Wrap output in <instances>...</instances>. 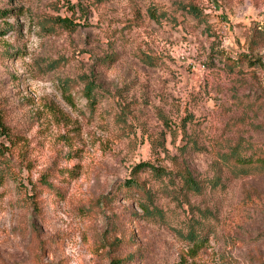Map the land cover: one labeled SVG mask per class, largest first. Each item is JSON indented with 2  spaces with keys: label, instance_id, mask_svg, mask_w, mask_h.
<instances>
[{
  "label": "rangeland",
  "instance_id": "374dc122",
  "mask_svg": "<svg viewBox=\"0 0 264 264\" xmlns=\"http://www.w3.org/2000/svg\"><path fill=\"white\" fill-rule=\"evenodd\" d=\"M1 10L0 264H264V0Z\"/></svg>",
  "mask_w": 264,
  "mask_h": 264
},
{
  "label": "trees",
  "instance_id": "16d2710c",
  "mask_svg": "<svg viewBox=\"0 0 264 264\" xmlns=\"http://www.w3.org/2000/svg\"><path fill=\"white\" fill-rule=\"evenodd\" d=\"M9 11L8 10H1L0 11V14H2V15H5L6 13H8ZM56 21H58L59 23H61L62 25H65V26H73V24L71 23V21L69 20V19H66V18H60V17H58V18H56ZM93 90H94V88H93V82L91 83V82H87L86 83V85H85V87L83 88V93H84V95H85V97L92 103V102H94V97H95V95H94V92H93ZM1 114H0V133H6V124H5V122H3L2 121V119H1ZM151 169V170H153V172L155 173V174H157V175H161L163 172H164V170H163V168H158V167H155V166H153L151 163H149V162H146V161H140V162H138V163H136L134 166H133V168H132V173H134L135 175L134 176H132V177H130L129 179H126L125 181H124V183L127 185V186H129V187H132V186H137V185H135L138 181V178H137V176H136V174L138 173V172H140L142 169ZM185 185L189 188V189H191V190H193V191H196V192H198L199 190H200V186H199V184L197 183V181H196V179L195 178H193L190 174H187L186 176H185ZM142 208H143V210L145 211V213H151V211L150 210H148V208L147 207H145V206H142ZM193 243H197V241H198V238L197 237H195V236H191L190 238H189ZM199 242V241H198ZM196 247H193V249H195Z\"/></svg>",
  "mask_w": 264,
  "mask_h": 264
}]
</instances>
